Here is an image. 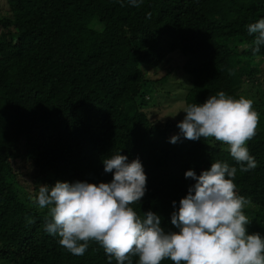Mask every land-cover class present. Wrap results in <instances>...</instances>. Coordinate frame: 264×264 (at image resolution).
Here are the masks:
<instances>
[{
    "label": "trees",
    "instance_id": "obj_1",
    "mask_svg": "<svg viewBox=\"0 0 264 264\" xmlns=\"http://www.w3.org/2000/svg\"><path fill=\"white\" fill-rule=\"evenodd\" d=\"M6 3L11 16L0 12V264H109L96 242L82 256L62 247L58 235L45 231L50 216L29 196L58 181L111 182L103 159L116 154L141 161L146 192L131 206L141 217L160 216L165 232L178 231L172 214L195 183L186 171L199 175L216 161L236 167L237 192L251 201L244 209L248 233L264 237V106L256 91L264 85V46L254 55L257 34L247 30L264 18V0ZM175 52L185 58L189 77L186 105L220 91L253 100L260 120L247 147L255 169L241 172L213 138H184L177 127L183 116L161 123L143 110L151 99L148 71L166 69ZM174 135L180 139L173 144ZM22 165L35 178H19Z\"/></svg>",
    "mask_w": 264,
    "mask_h": 264
},
{
    "label": "clouds",
    "instance_id": "obj_2",
    "mask_svg": "<svg viewBox=\"0 0 264 264\" xmlns=\"http://www.w3.org/2000/svg\"><path fill=\"white\" fill-rule=\"evenodd\" d=\"M141 2L129 0L135 7ZM247 30L257 34L252 42L255 55L264 46V18ZM253 103L220 91L203 103L187 104L177 127L188 140L213 138L226 145L239 170L248 172L257 167L247 147L260 120ZM179 139L174 135L170 142ZM103 165L106 173H113L111 182L58 181L54 186L41 185L35 197L29 196L38 208L48 210L45 231L58 235L60 245L71 254L82 256L90 242H96L109 264L112 259L116 264H133V257L137 264H161L165 259L173 264H264V237L248 233L251 221L244 209L251 201L237 192L236 167L216 161L199 175L186 171L185 178L195 183L172 214L171 223L178 231L165 232L160 216L148 211L141 217L131 206L146 192L147 176L139 158L128 162L127 156L116 154L103 159Z\"/></svg>",
    "mask_w": 264,
    "mask_h": 264
},
{
    "label": "rangeland",
    "instance_id": "obj_3",
    "mask_svg": "<svg viewBox=\"0 0 264 264\" xmlns=\"http://www.w3.org/2000/svg\"><path fill=\"white\" fill-rule=\"evenodd\" d=\"M0 12L3 16H11L6 0H0ZM97 29L100 30V27L98 26ZM257 62L259 63L260 60L257 59L255 63L257 64ZM168 63V66L164 67L166 69L159 71V73L148 71V81L146 85L148 87L147 93L149 95L147 98L151 99L148 103L149 105H142V108L147 114L155 119V122H157V120L161 123L166 122V119L177 121L178 119H181L182 116H185L182 109L186 106L184 98L190 87L189 83L186 82V80H189V77L182 69L185 63V58L179 52H175L168 60ZM168 70H171V74L167 80H163L162 78L167 75ZM256 89L257 88L255 87L253 89L249 88L248 90H252V93H254ZM256 91L257 99L262 101L261 105L264 106V85L259 86ZM152 100H154V104L150 103ZM21 173L22 175L19 178H35L33 170L28 169L25 165L21 166ZM47 178H54V176L51 175ZM33 206L34 208H38L36 205ZM40 210L48 213L47 209Z\"/></svg>",
    "mask_w": 264,
    "mask_h": 264
}]
</instances>
